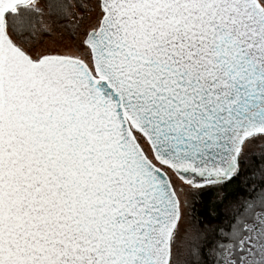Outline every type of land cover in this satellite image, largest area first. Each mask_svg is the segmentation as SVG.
I'll list each match as a JSON object with an SVG mask.
<instances>
[{"label":"snow or ice","instance_id":"obj_1","mask_svg":"<svg viewBox=\"0 0 264 264\" xmlns=\"http://www.w3.org/2000/svg\"><path fill=\"white\" fill-rule=\"evenodd\" d=\"M0 264H264V0H0Z\"/></svg>","mask_w":264,"mask_h":264}]
</instances>
